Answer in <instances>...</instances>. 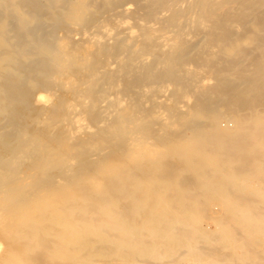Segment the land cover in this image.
Here are the masks:
<instances>
[{"label":"bare ground","instance_id":"bare-ground-1","mask_svg":"<svg viewBox=\"0 0 264 264\" xmlns=\"http://www.w3.org/2000/svg\"><path fill=\"white\" fill-rule=\"evenodd\" d=\"M0 264H264V0H0Z\"/></svg>","mask_w":264,"mask_h":264}]
</instances>
